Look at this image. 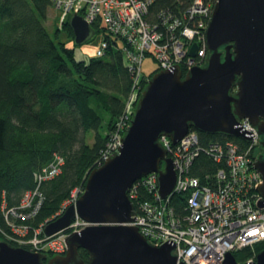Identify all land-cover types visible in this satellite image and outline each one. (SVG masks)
I'll use <instances>...</instances> for the list:
<instances>
[{
  "label": "trees",
  "instance_id": "16d2710c",
  "mask_svg": "<svg viewBox=\"0 0 264 264\" xmlns=\"http://www.w3.org/2000/svg\"><path fill=\"white\" fill-rule=\"evenodd\" d=\"M193 3L194 0H155L147 20L161 23L159 15L163 11L181 19L185 15L188 25H194L196 20L186 12ZM52 7V0H0L2 241L9 242L6 235H13L9 220L29 226V237H33L36 228L58 213L74 189L85 188L89 173L103 161L133 93L134 75L125 60L121 41L104 26L94 27L95 32H104L103 41L109 46L106 54L89 61L78 60L75 48L69 45L74 41L73 31L68 22L59 27L60 14L54 32L48 30ZM155 74L146 75L139 100ZM198 134L200 144L190 173L202 185H214L217 171L224 165L215 160L210 145L232 141L245 153L249 142L223 134ZM90 135L94 138L92 144L88 142ZM261 153L259 145L250 155L257 159ZM54 154L64 157L65 165L60 175L41 185L45 196L41 210L32 219H15L8 212L21 206L25 194L36 189V175L52 161ZM140 194L146 197L142 190ZM170 205L179 216L186 215L183 195H174ZM263 249L264 245H259L256 252ZM249 253L250 249H244L234 255L242 264ZM80 256L88 258L82 249Z\"/></svg>",
  "mask_w": 264,
  "mask_h": 264
},
{
  "label": "water",
  "instance_id": "95a60500",
  "mask_svg": "<svg viewBox=\"0 0 264 264\" xmlns=\"http://www.w3.org/2000/svg\"><path fill=\"white\" fill-rule=\"evenodd\" d=\"M68 23L76 45L96 36L79 14L71 15ZM207 42L210 58L205 67H194L185 75L178 67L151 77L119 153L93 169L77 203L46 226L50 237L77 216L91 224L67 237L66 254L47 262L44 253L0 240V264H87L80 259L81 249L89 256L88 264H178L173 244L156 247L138 227L129 225L135 220L129 190L136 181L159 174L164 200L176 187L178 175L160 143L162 136L177 144L194 128L250 141L237 127L248 119L261 136L263 153L254 167L264 179V0H216ZM196 51L194 44L190 55ZM259 191L264 197V183ZM224 264L239 263L230 253ZM246 264H264V249Z\"/></svg>",
  "mask_w": 264,
  "mask_h": 264
},
{
  "label": "built area",
  "instance_id": "2783aa9c",
  "mask_svg": "<svg viewBox=\"0 0 264 264\" xmlns=\"http://www.w3.org/2000/svg\"><path fill=\"white\" fill-rule=\"evenodd\" d=\"M52 1L60 11V28H63L71 15L79 14L93 29L104 26L107 32L121 41L125 60L134 75L133 93L126 104L125 115L103 155L101 167L118 154L123 145V139L136 113L138 103L136 108L135 103L139 102L138 93L146 77L143 65L148 57H153L158 65L155 73L180 67L186 74L194 67H205L208 64L210 51L207 29L216 0H194L192 7L186 11L187 16L191 15L196 20L191 26L184 12V19L162 11L159 15L161 23L148 21L155 0ZM194 44L197 45V51L195 56H191ZM108 47V42L102 41L97 56L103 57ZM237 127L250 138L247 141L249 148L243 153L232 141L224 145H210L215 160L224 165L218 169L214 185H202L190 173L200 144L198 132L191 129L177 144H173L169 137L160 138L178 175L176 187L167 199H162L160 195L157 173L136 181L129 190V197L135 207V220L129 225L138 227L140 233L156 247L165 243L173 244L178 264H224L228 254L244 249L252 252L242 264L251 263L258 255L256 247L264 245V208L260 207L264 197L259 191L264 179L254 167L256 159L250 155L254 148L261 145V136L248 119L240 120ZM64 165L65 158L54 154L52 161L36 175V189L28 191L21 206L8 213L15 219L34 218L45 201L41 185L60 175ZM141 190L146 193V197H142ZM84 192L83 187L74 189L60 212L36 228L33 237H29V226L8 219L13 235H6V240L18 247L27 246L36 253L65 255L68 249L67 237L81 232L91 224L77 216L68 228L50 237L45 235V228L62 216L70 205L76 204ZM174 195L184 196V217L179 216L170 205Z\"/></svg>",
  "mask_w": 264,
  "mask_h": 264
},
{
  "label": "rangeland",
  "instance_id": "374dc122",
  "mask_svg": "<svg viewBox=\"0 0 264 264\" xmlns=\"http://www.w3.org/2000/svg\"><path fill=\"white\" fill-rule=\"evenodd\" d=\"M59 14H60V12L55 7H52L50 9L47 27H48L49 32H51V33H53L55 30V26L57 24ZM61 35L64 38L66 36V32H63ZM103 40H104V32L101 29L99 32H97L96 36L90 42H88L84 45H76L75 41H73V42H70L69 45H70V47L75 48V56L78 60L89 61L92 57L97 55V51L100 48ZM157 69H158V65L155 62L154 58L151 56L148 57L147 60L145 61L144 65H143V70H144L145 74L149 76L152 73H154ZM93 139H94L93 136L90 135L88 138V142H90L92 144L94 141ZM68 200H69V198L63 203V205L65 203H67ZM60 210L58 211V213L60 212ZM251 252L252 251L250 250V253L248 254V256L251 255Z\"/></svg>",
  "mask_w": 264,
  "mask_h": 264
},
{
  "label": "flooded vegetation",
  "instance_id": "af4514ba",
  "mask_svg": "<svg viewBox=\"0 0 264 264\" xmlns=\"http://www.w3.org/2000/svg\"><path fill=\"white\" fill-rule=\"evenodd\" d=\"M46 255L48 256L47 262L56 256V255H52V254H49V253L46 254ZM80 259L84 260L87 264L89 262V256H88L87 260L83 259L81 256H80Z\"/></svg>",
  "mask_w": 264,
  "mask_h": 264
},
{
  "label": "clouds",
  "instance_id": "9594fccd",
  "mask_svg": "<svg viewBox=\"0 0 264 264\" xmlns=\"http://www.w3.org/2000/svg\"><path fill=\"white\" fill-rule=\"evenodd\" d=\"M31 251V250H30Z\"/></svg>",
  "mask_w": 264,
  "mask_h": 264
}]
</instances>
